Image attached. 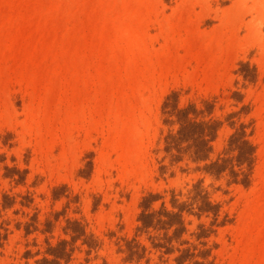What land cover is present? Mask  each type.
Here are the masks:
<instances>
[{
    "label": "rangeland",
    "instance_id": "rangeland-1",
    "mask_svg": "<svg viewBox=\"0 0 264 264\" xmlns=\"http://www.w3.org/2000/svg\"><path fill=\"white\" fill-rule=\"evenodd\" d=\"M0 264H264V0H0Z\"/></svg>",
    "mask_w": 264,
    "mask_h": 264
},
{
    "label": "trees",
    "instance_id": "trees-1",
    "mask_svg": "<svg viewBox=\"0 0 264 264\" xmlns=\"http://www.w3.org/2000/svg\"><path fill=\"white\" fill-rule=\"evenodd\" d=\"M195 111L194 105L181 108L177 112L179 127L173 134H168L166 138V150L175 149L176 157H180L182 153L189 152L194 160H206L212 149L211 141L215 138L217 130V122L215 121H195L187 118L189 111ZM244 130L235 132L230 136L229 145L232 149L237 150L236 161L239 165L244 162L251 164L252 155L254 153V145L244 138ZM183 143H186L183 145ZM227 159L217 158L204 166L205 170L218 175L225 168ZM235 175L236 172L231 171ZM243 184L248 183L247 173H243V177L239 180ZM172 215V214H170ZM175 215V214H174ZM153 214L141 213L140 219L143 226H148L152 223Z\"/></svg>",
    "mask_w": 264,
    "mask_h": 264
}]
</instances>
